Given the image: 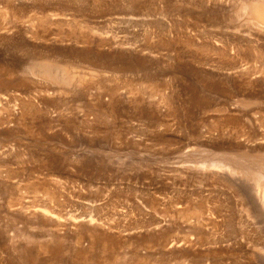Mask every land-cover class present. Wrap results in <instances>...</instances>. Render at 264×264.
Returning <instances> with one entry per match:
<instances>
[{
    "label": "rangeland",
    "instance_id": "obj_1",
    "mask_svg": "<svg viewBox=\"0 0 264 264\" xmlns=\"http://www.w3.org/2000/svg\"><path fill=\"white\" fill-rule=\"evenodd\" d=\"M0 264H264V0H0Z\"/></svg>",
    "mask_w": 264,
    "mask_h": 264
},
{
    "label": "bare ground",
    "instance_id": "obj_2",
    "mask_svg": "<svg viewBox=\"0 0 264 264\" xmlns=\"http://www.w3.org/2000/svg\"><path fill=\"white\" fill-rule=\"evenodd\" d=\"M259 201H261L260 199H258Z\"/></svg>",
    "mask_w": 264,
    "mask_h": 264
}]
</instances>
